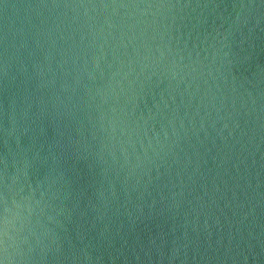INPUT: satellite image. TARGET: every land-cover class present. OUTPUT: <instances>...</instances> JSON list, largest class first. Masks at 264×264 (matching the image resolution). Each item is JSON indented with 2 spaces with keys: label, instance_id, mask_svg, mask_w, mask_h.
I'll list each match as a JSON object with an SVG mask.
<instances>
[{
  "label": "water",
  "instance_id": "95a60500",
  "mask_svg": "<svg viewBox=\"0 0 264 264\" xmlns=\"http://www.w3.org/2000/svg\"><path fill=\"white\" fill-rule=\"evenodd\" d=\"M0 173L264 243V0H0Z\"/></svg>",
  "mask_w": 264,
  "mask_h": 264
}]
</instances>
